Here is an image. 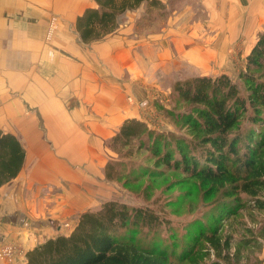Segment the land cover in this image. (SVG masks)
I'll use <instances>...</instances> for the list:
<instances>
[{"label": "trees", "instance_id": "1", "mask_svg": "<svg viewBox=\"0 0 264 264\" xmlns=\"http://www.w3.org/2000/svg\"><path fill=\"white\" fill-rule=\"evenodd\" d=\"M160 1L92 0L74 28L82 43L99 41L125 12ZM239 79L241 87L225 74L175 81L171 90L183 111L168 115L184 132H154L126 119L109 140L120 160L103 166L107 182L125 187L169 173L199 182L216 205L210 222L173 225L148 205L107 201L81 213L68 234L27 251L23 264H264V30ZM134 150L151 166L122 161ZM24 158L17 137L0 130V187L17 177Z\"/></svg>", "mask_w": 264, "mask_h": 264}, {"label": "rangeland", "instance_id": "2", "mask_svg": "<svg viewBox=\"0 0 264 264\" xmlns=\"http://www.w3.org/2000/svg\"><path fill=\"white\" fill-rule=\"evenodd\" d=\"M81 1L82 9L93 6L92 0ZM222 13L219 4L208 0H161L158 6L143 3L139 9L121 15L118 27L111 34L98 42L83 43L87 47L108 45L111 52L109 56L106 53L102 58L100 54L97 56L98 69L83 65L85 74L70 78L72 82L76 79L82 81L79 92L83 93L82 99L71 100L68 95L65 99L66 114L71 116L76 125L75 134L79 135L75 148H58L63 144V137L69 135L65 132L69 130L68 126L57 129L56 125L52 133L45 130L36 133L37 138L47 145L39 151L44 150L48 155L44 156L43 164L35 165V171L46 178L47 183L48 176H51L50 181L56 180L58 183V186L48 183L37 192L39 181L35 180L31 183L33 191L28 193L29 199L34 198L33 206L37 207L36 210L31 207L34 218L28 228L38 230L43 227L42 240L68 234L77 221V214L85 210L96 211L107 201L128 206L148 205L162 212L173 225L196 218L211 221L216 205L213 198H205L204 188L197 181L182 177L179 173H169L162 179H149L139 186L125 187L122 181L107 182L103 167L98 177L94 169L93 173L88 170L92 166H87L84 160L96 162L99 158L100 165L102 160H120L117 152L110 148V138L101 143L96 140L97 133L92 132L95 124H101L102 104L106 100L114 106V129L122 124L125 117L144 122L154 132L179 135L184 129L168 115L169 112L176 114L183 111V105L171 90L175 81L225 74L241 87L239 74L256 39L254 41L253 37H248L238 21H224ZM105 58L114 65L113 76L106 68ZM50 94V97L57 96L54 92ZM26 114L22 115L21 120H28ZM87 117L91 123L79 126L84 124ZM45 120L37 116L35 124L42 125ZM50 120L57 123L58 116H52ZM15 121L14 117L0 116V125L5 129H10ZM31 135H27L25 143ZM82 135L94 138L90 148L80 145ZM122 161H132L133 168L138 164H152L147 163L146 153L136 150L130 158ZM73 172H80L81 178L77 175L74 177ZM7 244L21 251L14 264H23L29 245L11 239L0 244V247ZM0 264L8 263L1 261Z\"/></svg>", "mask_w": 264, "mask_h": 264}, {"label": "crops", "instance_id": "3", "mask_svg": "<svg viewBox=\"0 0 264 264\" xmlns=\"http://www.w3.org/2000/svg\"><path fill=\"white\" fill-rule=\"evenodd\" d=\"M208 1L219 4L223 10V20L238 21L241 30L243 28L246 31L244 33L248 37H253L254 41L256 35L264 30V0ZM85 9H82L81 0H0V116L16 118L10 129L0 125V130L16 136L25 150L24 163L17 177L0 187V244L12 239L28 244L27 249L30 250L42 241L55 237L49 236L42 240L43 227H39L38 230L28 228L29 222L34 218L33 210L37 208L33 206L34 198L29 199L28 193L33 191L31 183L35 180L39 181L37 192L48 183L58 186L56 180L50 181L51 176L50 178L48 176L47 183V179L35 171V165L42 163L44 156L48 155L44 150L39 151L45 149L47 145L37 138L36 133H43L44 130L52 133L56 125L57 129L58 127L65 129L68 126L69 130L65 132L69 135L63 137V144L58 148L66 146L70 147L69 149L75 148L79 135L75 134L76 125L70 119L71 116L69 113L66 114L65 99L67 95L71 100L82 99L83 93L79 92L82 81L76 79L72 82L70 78L75 75L83 76L85 74L82 71L83 65L95 68L99 64L96 62L97 56L100 54L102 58L104 53L109 56L111 52L108 45L87 47L79 39L74 26L76 18ZM88 48L90 51H87ZM104 63L113 76L114 65L106 58ZM116 74L115 68L114 75ZM50 92L57 96L50 97ZM106 101L102 104L104 108L101 124H95L92 131L97 133L96 140L101 143L108 137L111 138L121 125L120 123L118 128H113L114 106ZM23 112L27 113L28 120H21L25 114ZM56 115L57 123L50 120ZM37 116L43 120L46 118L42 125L35 124ZM126 119L128 118L124 117L121 122ZM90 121L91 119L87 117L84 124L79 126H86L91 123ZM27 135L31 137L25 143ZM89 136H80L81 146L84 144L87 148L91 147L94 138L90 139ZM58 141L61 143L60 139ZM73 158L76 159V156ZM84 163L87 166L91 165L88 170L93 173L94 169L100 177V168L104 166L106 160H102L101 165L99 158L96 162L87 159ZM63 168L68 173L67 169ZM76 175L81 178L80 172H73V176ZM81 213L82 211L77 216ZM261 258L264 259V248Z\"/></svg>", "mask_w": 264, "mask_h": 264}, {"label": "built area", "instance_id": "4", "mask_svg": "<svg viewBox=\"0 0 264 264\" xmlns=\"http://www.w3.org/2000/svg\"><path fill=\"white\" fill-rule=\"evenodd\" d=\"M21 254L18 248L12 245H4L0 247V262L5 261L8 264H14V260Z\"/></svg>", "mask_w": 264, "mask_h": 264}]
</instances>
